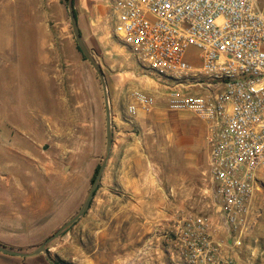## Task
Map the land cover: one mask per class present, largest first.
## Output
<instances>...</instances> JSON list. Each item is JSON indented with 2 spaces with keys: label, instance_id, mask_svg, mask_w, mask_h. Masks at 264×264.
Returning a JSON list of instances; mask_svg holds the SVG:
<instances>
[{
  "label": "rangeland",
  "instance_id": "374dc122",
  "mask_svg": "<svg viewBox=\"0 0 264 264\" xmlns=\"http://www.w3.org/2000/svg\"><path fill=\"white\" fill-rule=\"evenodd\" d=\"M74 12L107 86V158L104 90L77 44L68 0H0V245L26 251L45 243L81 211L97 168L107 160L88 210L49 246L52 262L45 254L23 258L0 252V264L150 263L158 256L156 242L167 248L184 219L217 216L208 128L201 118L190 112L179 116L162 101L151 112L128 114L133 91L154 94L156 84L139 77L137 56L114 36L109 5L74 0ZM198 55L191 49L188 58ZM172 136L189 142L195 156L190 170ZM110 159L113 169L149 168L153 185L164 187L167 198L136 197L137 187L115 174L103 180ZM138 184L142 188L144 182ZM170 211L172 219L158 217ZM250 213L251 228L235 264H264V182Z\"/></svg>",
  "mask_w": 264,
  "mask_h": 264
},
{
  "label": "built area",
  "instance_id": "2783aa9c",
  "mask_svg": "<svg viewBox=\"0 0 264 264\" xmlns=\"http://www.w3.org/2000/svg\"><path fill=\"white\" fill-rule=\"evenodd\" d=\"M113 33L137 56L170 112H192L208 128V171L216 218H186L173 242L186 264H235L264 182V0H103ZM191 49L199 52L189 60ZM197 63V64H196ZM156 94L138 88L128 114L151 112Z\"/></svg>",
  "mask_w": 264,
  "mask_h": 264
},
{
  "label": "crops",
  "instance_id": "0c3cea01",
  "mask_svg": "<svg viewBox=\"0 0 264 264\" xmlns=\"http://www.w3.org/2000/svg\"><path fill=\"white\" fill-rule=\"evenodd\" d=\"M156 93H157L156 94L157 103L159 104V101H162L164 107H166V109H167V106H166L167 98H166V96H164V94L162 96L160 92H156ZM186 112H174V113L179 114V113H186ZM190 113H192V112H190ZM179 116H180V114H179ZM203 125L206 129L207 124L205 122H203ZM198 128L200 129L201 126L198 125ZM171 140H172L171 141L172 145H174L173 147L177 151L182 150L181 154H182L183 159H184L183 162H185L186 167L190 170L191 169L190 167H194V166H192V164H190V161L195 156H193L191 153L192 148H191L189 142H187V140H185V141L181 140V139L179 140L178 138L175 139V137H173V136H172ZM111 158H113V156ZM207 159H209V158H207ZM111 162L112 161L110 159L108 166L106 168V171L104 173L103 180L107 179L106 176L109 174L118 175L119 179H120L119 181H121L122 183H124L123 181H125L126 183H127V181H129L128 182L129 184H131V185L133 184L134 186L137 187L135 189V191L138 192L135 194L136 197H140V198L145 199L144 197L148 196L149 198H147V199H151L153 202L154 201L159 202V201L165 200V197L168 196L166 194V189L164 187L160 186L159 184L157 186L153 185V183H152L153 179L150 176L149 168H147V167L139 168L138 166L136 167V166L132 165V166H130V168H127L124 171L123 169H120V168L113 169V167H111ZM136 163H138V162L136 161L134 164H136ZM138 164H141V160H139ZM139 182L140 183L144 182L142 188L138 187L140 185V184H138ZM175 192H176V190H175L174 186L172 185L171 186V194L172 195H173V193L176 194ZM169 195H170V192H169ZM167 205H168V207H170L169 204H167ZM142 217H144V216H142ZM158 217L163 218V219H167V218L172 219L173 218V212L170 211V213H168L167 215H165V216L159 215ZM213 236H214V240H216L222 244L224 256H226V257L231 256L236 261V258L238 255H237V252H232L230 250V242H229L230 240H229V235L227 234V232L223 229H217L216 231L214 230ZM159 239H156V240H159ZM167 242L169 243L168 244L169 246L167 248H161V247H159V244L157 241L156 242L157 248H155V254H157L158 256L154 257V255H153V258H152L153 261L152 262H150V263L142 262L141 264H172V262H175V260L183 261L181 258V254L179 252V249H175L176 247H175L174 243L172 241H167Z\"/></svg>",
  "mask_w": 264,
  "mask_h": 264
},
{
  "label": "water",
  "instance_id": "95a60500",
  "mask_svg": "<svg viewBox=\"0 0 264 264\" xmlns=\"http://www.w3.org/2000/svg\"><path fill=\"white\" fill-rule=\"evenodd\" d=\"M68 10H69L70 20L72 23L74 35H75L77 44L79 46V49L83 53L85 58L92 63V65L94 66L95 70L97 71L99 78L102 82V86H103V90H104L105 104H106L107 129H108L107 130V150H106V158H107L109 156L110 149H111V132L109 130V128H110V107H109V101H108L107 86L105 83L104 75H103L102 71L100 70V67L98 66V64H96V62L94 61V59L92 58V56L88 52V50L85 47L84 42L82 40V36H81L80 30L78 28L76 16L74 14V0H68ZM106 161H104V163L102 164V166L99 169V172H98V174H97V176L93 182L91 191L86 198L84 206L82 207L81 211L73 219H71L69 222H67L53 236H51L45 243H43L40 246H37L33 249L26 250V251H17V250L9 249L5 246L0 245V252L5 254V255L17 256V257H23V258L32 257V256L40 255V254H45L48 257V259L50 260V262H52V260L49 258V255H48L49 246L54 241H56L58 238H60L88 210V208L91 204L92 198H93L95 191L97 189L98 183H99L101 176L103 174V171L106 167Z\"/></svg>",
  "mask_w": 264,
  "mask_h": 264
},
{
  "label": "trees",
  "instance_id": "16d2710c",
  "mask_svg": "<svg viewBox=\"0 0 264 264\" xmlns=\"http://www.w3.org/2000/svg\"><path fill=\"white\" fill-rule=\"evenodd\" d=\"M74 13H75V16H76V18H77L76 12H74ZM98 172H99V168H97V170H96V173H95V178H96V176H97ZM95 178H94V179H95Z\"/></svg>",
  "mask_w": 264,
  "mask_h": 264
}]
</instances>
